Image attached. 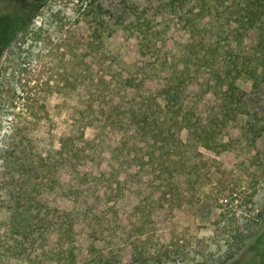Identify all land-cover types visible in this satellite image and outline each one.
Returning <instances> with one entry per match:
<instances>
[{
  "label": "rangeland",
  "instance_id": "1",
  "mask_svg": "<svg viewBox=\"0 0 264 264\" xmlns=\"http://www.w3.org/2000/svg\"><path fill=\"white\" fill-rule=\"evenodd\" d=\"M92 1L95 20L49 0L1 53L0 264H264V81L241 84L250 105L221 132L229 148L163 158L133 114L160 116L158 91L180 75L207 119L216 101L200 98L190 48L227 32L205 29L207 10L189 30L192 2Z\"/></svg>",
  "mask_w": 264,
  "mask_h": 264
},
{
  "label": "trees",
  "instance_id": "2",
  "mask_svg": "<svg viewBox=\"0 0 264 264\" xmlns=\"http://www.w3.org/2000/svg\"><path fill=\"white\" fill-rule=\"evenodd\" d=\"M78 1L82 4V13L94 20L97 19V14L103 13L99 3L94 5L92 0ZM48 2L49 0H5L4 5H0V56L14 35L26 27ZM191 2L198 11L190 16L185 14V24L189 26V30L195 28L191 21L194 16H201L207 10L212 19L210 27L205 26V29L226 31L227 45L221 46L220 38L214 33L208 40L202 39L200 47L195 51L190 48L189 62L195 76L201 78L203 86L200 98L209 93L216 101L215 111L212 110L207 119L201 115L193 118L194 112L186 103L180 75L176 81L169 77L158 91L162 100L160 116L150 120L145 112L140 118H137L136 113L133 114L137 134L152 138L153 146L158 144L157 148L161 150L163 158L165 155H180L182 148L189 144L215 151L229 148V141L222 139L221 132L229 129L232 122L237 121L239 114L247 111L250 105L249 96L243 91L241 84L247 79L252 82L250 94L264 81V0H182L180 4L187 8L185 12L192 10L193 5H189ZM249 34L252 35L253 42L246 44L245 36ZM96 37L100 38V34ZM90 44L92 45V41ZM169 120L172 123L165 126ZM177 124L178 127L173 129ZM181 127L187 131L184 141L180 136ZM110 261L102 256L92 259L91 264H111Z\"/></svg>",
  "mask_w": 264,
  "mask_h": 264
}]
</instances>
